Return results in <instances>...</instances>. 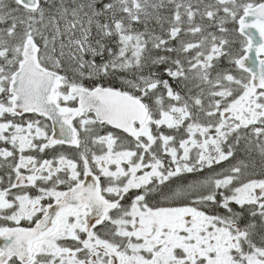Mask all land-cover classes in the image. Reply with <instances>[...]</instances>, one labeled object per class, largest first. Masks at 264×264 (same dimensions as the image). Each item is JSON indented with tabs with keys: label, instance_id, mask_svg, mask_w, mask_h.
Returning a JSON list of instances; mask_svg holds the SVG:
<instances>
[{
	"label": "snow or ice",
	"instance_id": "1",
	"mask_svg": "<svg viewBox=\"0 0 264 264\" xmlns=\"http://www.w3.org/2000/svg\"><path fill=\"white\" fill-rule=\"evenodd\" d=\"M0 264H264V0H0Z\"/></svg>",
	"mask_w": 264,
	"mask_h": 264
}]
</instances>
